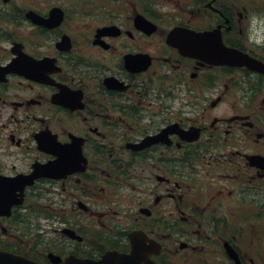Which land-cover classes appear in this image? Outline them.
<instances>
[{"label": "flooded vegetation", "instance_id": "1", "mask_svg": "<svg viewBox=\"0 0 264 264\" xmlns=\"http://www.w3.org/2000/svg\"><path fill=\"white\" fill-rule=\"evenodd\" d=\"M177 26L264 62V0H0V135L32 144L0 174L61 165L34 184L56 225L40 261L138 232L159 264H264V73L199 64Z\"/></svg>", "mask_w": 264, "mask_h": 264}, {"label": "water", "instance_id": "2", "mask_svg": "<svg viewBox=\"0 0 264 264\" xmlns=\"http://www.w3.org/2000/svg\"><path fill=\"white\" fill-rule=\"evenodd\" d=\"M191 41H182L181 51L187 55L199 57L204 61L214 64H236L242 65L246 63V59L239 58L238 52L234 49L227 48L221 42V39L211 37L210 33H196ZM33 179L28 178L22 181L20 189H23L26 183H30ZM8 189V187H6ZM0 191V213L8 214L13 202L8 200L9 193ZM3 206V207H2ZM0 264H36L24 257L14 255L10 252L0 251Z\"/></svg>", "mask_w": 264, "mask_h": 264}, {"label": "rangeland", "instance_id": "3", "mask_svg": "<svg viewBox=\"0 0 264 264\" xmlns=\"http://www.w3.org/2000/svg\"><path fill=\"white\" fill-rule=\"evenodd\" d=\"M0 146H1V148H0V151H1V153H0V157H2L1 159V162L0 163H4V162H7V164H9L8 163V161H7V156H3V152L4 151H6V152H13L11 149L13 148V146L12 145H10L9 146V143H8V141L6 140V138H5V140H4V137H2L1 138V143H0ZM18 156H20V154H17ZM11 167V166H10ZM39 203H40V201H38ZM38 204V203H37ZM39 205V204H38ZM29 221H31V222H33V223H35V221L37 222V223H42L43 225H42V228H44V229H47L48 230V226H49V224H48V221H45V220H43V218L42 217H38V216H32V218L31 219H29ZM26 233V232H25ZM26 234H28V233H26ZM0 238H1V232H0ZM3 241V240H2ZM3 242H7V243H12L13 242V239H9V240H5V241H3Z\"/></svg>", "mask_w": 264, "mask_h": 264}]
</instances>
